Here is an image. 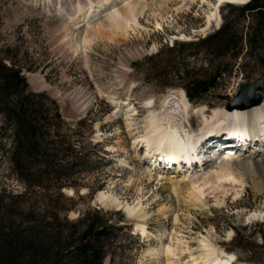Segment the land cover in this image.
Segmentation results:
<instances>
[{"label":"rangeland","instance_id":"374dc122","mask_svg":"<svg viewBox=\"0 0 264 264\" xmlns=\"http://www.w3.org/2000/svg\"><path fill=\"white\" fill-rule=\"evenodd\" d=\"M107 1L0 0V57H5L6 64L12 61L30 69L22 73L29 89L55 101L69 125L64 134L76 141L77 155L86 159L71 171L70 185L61 195L54 190L27 189L13 174L6 158L10 144L0 135V201L18 204L25 212L46 217V222L47 211L69 222L97 210L112 221L122 217L118 227L124 230L117 250L104 264H190L200 255L203 241L223 255L238 256L236 264H264V228H257L260 232L251 236L250 227L264 221V157L251 162L242 160L244 154L215 159L188 176L175 171V177L152 171L151 164L143 162L142 152L133 146L143 135L150 113L176 107L175 96L183 91L185 75L208 67L203 56L194 60L190 49L178 46L218 30L222 16L228 14L227 4L217 10L219 25L207 29L206 19L215 0H166L164 5L162 0H141L144 9L124 36L110 39L101 30L98 37L90 35L87 43H81L86 33L104 26L105 17L125 2ZM78 4L80 13L76 12ZM172 47L179 52H168ZM159 52L158 59L147 60ZM259 60L235 68L216 89L189 102L186 115L176 110L174 117H169L180 123L184 132L197 136L209 128L215 113L226 112L241 83L262 81L264 100V65ZM244 62L243 58L241 64ZM77 108L80 114L73 118ZM82 120L85 123L77 126ZM81 143L91 148L84 149ZM220 165L228 166L229 176L204 187L200 195L193 192L192 186L201 187L200 180ZM100 193L142 212L129 218L123 209L101 204L97 200ZM139 223L145 227L144 236L136 231ZM59 226L66 227L61 222ZM242 226H248L241 231L242 250H231L233 229ZM166 247L173 250V256L164 254Z\"/></svg>","mask_w":264,"mask_h":264},{"label":"trees","instance_id":"16d2710c","mask_svg":"<svg viewBox=\"0 0 264 264\" xmlns=\"http://www.w3.org/2000/svg\"><path fill=\"white\" fill-rule=\"evenodd\" d=\"M226 8L228 14L222 16L218 30L197 42L178 46L190 49L189 56L194 60L201 55L209 62L202 72L185 75L183 91L190 102L201 100L216 89L235 68H244L257 59L264 65V0ZM245 21L246 27L242 25ZM167 51L179 52L175 47ZM160 55L162 52L147 60L158 59ZM243 58L245 62L241 64ZM24 70L30 71L12 61L6 64L5 57H0V135L10 144L6 158L15 177L27 189L54 190L61 195L60 191L70 185L69 179L74 175L71 171L78 162L85 164L86 159L77 155L76 141L64 134L68 124L58 105L44 93L29 89L22 74ZM84 123L79 121L77 126ZM81 146L91 148L83 143ZM45 218L25 212L18 204L0 201V264H104L117 250L119 234L124 230L118 227L122 217L112 221L100 210L75 222H69L66 217L60 219L58 213L49 211L47 222ZM59 222L66 227L60 228ZM247 227L233 229L231 250L241 249L244 237L241 231ZM250 227L254 236L260 232L257 228H264V221ZM262 238L264 250V235Z\"/></svg>","mask_w":264,"mask_h":264},{"label":"bare ground","instance_id":"6f19581e","mask_svg":"<svg viewBox=\"0 0 264 264\" xmlns=\"http://www.w3.org/2000/svg\"><path fill=\"white\" fill-rule=\"evenodd\" d=\"M111 1H114V0H111ZM184 1L188 3V2H193L196 0H184ZM198 1L203 2V3L205 2L204 0H198ZM116 2L118 1L116 0ZM123 2H124V6L122 8L116 9L112 13L110 12L105 17L104 26L102 25L99 26L100 25L99 24L98 25L99 27H97V29H94L92 34H89L91 31L89 33H86V36L83 38L81 43L83 44L87 43L88 40L86 39V37H89L90 35L98 37L99 35L102 34L101 30H103V32H105L107 36L110 35L109 37L110 39H113L116 37L118 38L121 35L124 36L128 28L130 27V24L135 25L136 17L144 9V6L141 5V0H136V1L123 0ZM245 2H247V0H215V4L213 5V12L207 17L205 28L208 29L212 25L216 27L219 25V17H218L217 10L221 6L225 4L241 5ZM162 3L163 5L166 4V0H162ZM85 6H89L88 10L91 9V3L87 2V5ZM96 7H99V6L97 5ZM76 12L77 13L81 12L80 4L77 5ZM175 98H176L175 99L176 101L174 105L176 107H167L161 113H155L151 111L152 113H150L147 118V125L145 128V131L143 132V135L138 136V138H136L133 141L134 147L141 145L143 147H146V150L149 151L148 154L145 153V151H143L144 158L148 157L149 153H151V155L158 154L157 155L158 158H161L163 162L172 163L173 161H177L179 153L181 152L182 148H184L187 145L192 146L196 141H197V146L191 147L192 153H195V155L198 151L197 148L200 145L201 141H203L204 145L206 143H211L213 144L212 147L216 148L218 147L217 144H219L221 140L217 141L214 138L217 135V133L215 132L216 131L215 128L220 123L226 125V128L229 131H237L245 127L247 129L251 128L252 131H259L264 140V100H262L259 105L250 107L248 109L232 108L230 110H226V112L225 110L221 112H217L214 115L213 122L208 124L209 128L206 131H204L205 133L203 132V134L201 133L202 135L199 134L197 136H192L184 132L183 126L180 123L175 124L172 121V118L174 117L173 115L174 111L177 110L180 112L181 115H186L187 110L189 109V106H190L189 101L186 99L183 91L178 92ZM229 113H232V116H233L232 122L228 118ZM169 116L172 118H170ZM206 136H209V137L203 140L204 137ZM235 144L233 143L232 145H235ZM143 147H142V150H143ZM232 150L233 148H230L228 150L225 149L223 152L224 154H222L221 156L222 158L221 160H225L224 158H229L228 156L232 154ZM249 151L250 153H248V155H244V157L242 156L244 158V159L242 158V160L245 162H251L253 159H255L258 156L264 157V143L259 144V145L256 144L255 147H250ZM234 155L236 154H233V156ZM192 159L194 161L196 160L200 161V157L198 156L191 158V160ZM143 162H144V159H143ZM227 167L228 166L226 165H220L219 168H217L212 174L200 180L201 185H202L201 187L200 185L195 183L194 184L195 186L194 185L192 186L193 192H196L197 195H200L204 187L213 185V183L215 184L217 181H220L226 178L227 176H229V169ZM167 174L175 176L176 172L172 171ZM183 177H186V176H183ZM212 187H215V186H212ZM97 200L101 204H107V206L110 205V206L117 207L118 209H123L124 213L129 218L136 217L137 214L139 213L141 214L142 212V211L138 212V210H135L134 207H128V206L124 207L121 205L120 202H118L115 199V197L111 195H106L104 193H100L97 196ZM143 216H145V214ZM136 219L140 220L141 221L140 223H143L142 222L143 219L141 216H138V218ZM140 223L139 225L136 226V231L140 233L141 236H144L146 234V230L143 225H140ZM201 248H202V251L200 255L196 259H192L190 261V264H236L235 259L233 257L234 255L233 256L223 255L222 253L217 252L215 247L207 241L202 242ZM164 254L167 257L173 256V250L170 247H166L164 249ZM171 264H174V263H171Z\"/></svg>","mask_w":264,"mask_h":264},{"label":"water","instance_id":"95a60500","mask_svg":"<svg viewBox=\"0 0 264 264\" xmlns=\"http://www.w3.org/2000/svg\"><path fill=\"white\" fill-rule=\"evenodd\" d=\"M249 2L241 4L246 5ZM232 5V4H230ZM263 90V82H243L240 84L234 102L226 108L230 110L232 108L248 109L250 107L257 106L261 103L262 97L260 92ZM80 114L79 108L74 111L73 118H76ZM250 220V219H249Z\"/></svg>","mask_w":264,"mask_h":264}]
</instances>
